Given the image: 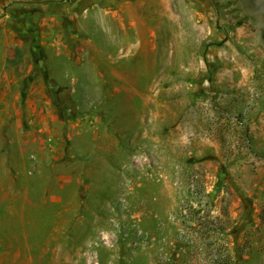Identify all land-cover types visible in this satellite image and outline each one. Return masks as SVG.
Masks as SVG:
<instances>
[{
  "label": "rangeland",
  "instance_id": "obj_1",
  "mask_svg": "<svg viewBox=\"0 0 264 264\" xmlns=\"http://www.w3.org/2000/svg\"><path fill=\"white\" fill-rule=\"evenodd\" d=\"M11 2L0 264H264V0Z\"/></svg>",
  "mask_w": 264,
  "mask_h": 264
},
{
  "label": "crops",
  "instance_id": "obj_2",
  "mask_svg": "<svg viewBox=\"0 0 264 264\" xmlns=\"http://www.w3.org/2000/svg\"><path fill=\"white\" fill-rule=\"evenodd\" d=\"M30 11V9L17 7V4L14 2H11L7 6H1L0 4V47L4 46L6 49L10 47V41L8 42L7 39L8 36L14 34L23 35L22 32L29 25L23 17L26 16L25 14H28V17H33ZM136 76H131L130 78L132 79ZM0 95H2V92Z\"/></svg>",
  "mask_w": 264,
  "mask_h": 264
},
{
  "label": "built area",
  "instance_id": "obj_3",
  "mask_svg": "<svg viewBox=\"0 0 264 264\" xmlns=\"http://www.w3.org/2000/svg\"><path fill=\"white\" fill-rule=\"evenodd\" d=\"M140 156L146 158L145 153L141 154Z\"/></svg>",
  "mask_w": 264,
  "mask_h": 264
}]
</instances>
